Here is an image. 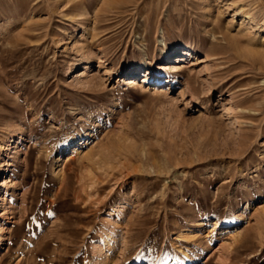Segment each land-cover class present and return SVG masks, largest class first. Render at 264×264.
Wrapping results in <instances>:
<instances>
[{"label":"rangeland","instance_id":"obj_1","mask_svg":"<svg viewBox=\"0 0 264 264\" xmlns=\"http://www.w3.org/2000/svg\"><path fill=\"white\" fill-rule=\"evenodd\" d=\"M0 264H264V0H0Z\"/></svg>","mask_w":264,"mask_h":264},{"label":"bare ground","instance_id":"obj_2","mask_svg":"<svg viewBox=\"0 0 264 264\" xmlns=\"http://www.w3.org/2000/svg\"><path fill=\"white\" fill-rule=\"evenodd\" d=\"M164 45L167 47L166 44H164ZM186 55H189V51H188V49H186V48H185V49L178 50V52H177V54H176V56H178L179 59H181L182 56H186ZM136 75H141V74H136ZM144 78H145V80L148 79L147 76H144ZM128 80L130 81V83H131V82H134V80H132L131 78L128 79Z\"/></svg>","mask_w":264,"mask_h":264}]
</instances>
